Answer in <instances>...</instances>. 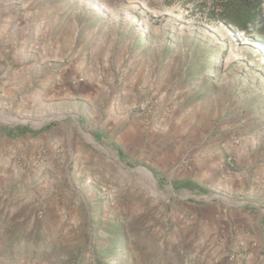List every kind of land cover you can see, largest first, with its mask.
Masks as SVG:
<instances>
[{"label":"rangeland","instance_id":"374dc122","mask_svg":"<svg viewBox=\"0 0 264 264\" xmlns=\"http://www.w3.org/2000/svg\"><path fill=\"white\" fill-rule=\"evenodd\" d=\"M211 1L117 0L109 18L94 14L90 0L7 2L6 8H15L9 26L2 25L0 13V137L52 130L64 143L57 152L40 150L31 157L20 149L0 152V162L9 164L5 175L0 167V264H264V40L209 20L205 10ZM37 2L61 5L62 20L80 28L82 64H76L70 45L51 50L57 26H49L48 37L33 36ZM110 19L122 22L125 47L166 50L170 72L153 62V89L137 108L143 125L173 120L166 139L181 152H250L256 165L249 167L248 195L213 184L173 186L145 166H127L96 141L88 128L106 115L114 91L102 93L103 107L89 100L98 95L93 74L117 68L122 38L109 26L106 42L114 49L109 61L100 53L85 55L94 30L83 24ZM73 77L86 79L88 86L75 88ZM153 95L162 111L172 113L147 125L143 108ZM191 158L181 155L177 166L188 170L184 163ZM29 192L33 200L24 202ZM14 195L20 196L16 202ZM243 210L256 213V233L242 226ZM114 228L120 229L116 243L109 239ZM244 235L256 240L248 245Z\"/></svg>","mask_w":264,"mask_h":264},{"label":"crops","instance_id":"0c3cea01","mask_svg":"<svg viewBox=\"0 0 264 264\" xmlns=\"http://www.w3.org/2000/svg\"><path fill=\"white\" fill-rule=\"evenodd\" d=\"M12 0H0V13L2 25L9 26L14 18V8L11 10L6 8L7 2ZM93 2L90 7L94 10V14H105L107 18L117 12V0H90ZM98 2H104L108 4L105 7ZM131 2V1H130ZM35 7V8H34ZM33 19V31H36L33 36H49V26H57L58 33L56 34V40L51 42V50L54 45L71 46L72 54L76 56V64H82L83 60L80 50V46L77 47V38L80 34V28L73 21L62 20L63 8L61 5L55 7H44L41 3H36L34 6ZM127 14L128 10L123 12ZM6 23V24H5ZM93 25L92 30L88 36V41L92 44V47L85 50L83 54H96L100 53L102 57L108 62L109 57L112 54L113 46L111 43L106 42V36L109 35V26H112L116 31L115 35L117 39H121L123 36L122 22L110 19L101 22H85L83 25ZM91 23V22H90ZM129 22H125L127 25ZM15 32V30H14ZM126 38H122L121 44L117 47L118 60L117 68L108 72L104 70L97 71L93 74V81L95 86H98V95L94 96L91 101L94 103L97 100L100 101V106H105V102L101 99L102 93L108 89L113 90V100L110 103L108 112L102 118H100L99 124H94L91 128L92 133L97 142L106 144L110 147L112 152H117L119 157L128 165L127 166H145V170L149 171L155 179L162 181L164 177L171 179L170 183L174 186L204 188L209 184L219 186L218 188L224 189L227 193L243 192L248 195L246 190V183L249 181L248 171L250 166L253 168L256 165L254 160L249 158L250 152H181L179 146L176 147L167 141L166 133H170V124L173 120L156 124L153 127H145L141 118V113L137 112L139 103L143 100L144 96L153 89L156 76L155 69L153 68V62L156 66L162 70V72H170V66L164 65L168 63L166 58V50L164 46H157L156 48L144 46L138 47L133 51L130 46L125 47ZM141 41L140 39L138 40ZM147 42V39L143 40ZM137 43V45L139 44ZM77 47V48H76ZM65 48V47H64ZM56 50V48H53ZM59 48L57 51L62 50ZM45 56H49L48 48H46ZM48 58V57H47ZM85 63H83L84 65ZM96 92V93H97ZM95 95V94H94ZM89 96L83 95V99H88ZM43 134L41 136L34 135L32 133H19L16 135H6L1 138L0 152H6L4 150L9 148V151L20 149L24 152L25 156L31 157L33 154L40 152H57L56 149L59 145H63V141L58 135L51 133ZM7 143V145L5 144ZM66 149V145L62 147V151ZM83 151V149H81ZM65 152V151H64ZM191 154V168L186 170L177 166L181 155ZM232 158L233 168L228 175L225 184L221 185V179L219 171L225 167L226 160ZM224 162V163H223ZM225 164V165H224ZM3 175L8 169L9 164L5 160L0 162ZM13 171L24 173V169H19L13 165H10ZM43 191V190H42ZM27 195V194H25ZM30 192L24 198V202H31L33 196ZM44 196V195H43ZM13 202L18 201V197L15 196ZM82 197H76V201L82 202ZM251 201V200H249ZM18 208H21L20 204ZM24 212L28 209H24ZM240 218L243 219L242 226L250 229L253 234L256 233V213L243 210L239 213ZM264 226V219L261 221ZM243 241L251 243L250 239L256 240V238H249V235L243 236ZM256 244V241H254ZM256 245L251 248L254 250Z\"/></svg>","mask_w":264,"mask_h":264},{"label":"trees","instance_id":"16d2710c","mask_svg":"<svg viewBox=\"0 0 264 264\" xmlns=\"http://www.w3.org/2000/svg\"><path fill=\"white\" fill-rule=\"evenodd\" d=\"M209 20L223 22L246 37L264 40V0H212L205 10ZM110 233L116 243L119 228Z\"/></svg>","mask_w":264,"mask_h":264},{"label":"built area","instance_id":"2783aa9c","mask_svg":"<svg viewBox=\"0 0 264 264\" xmlns=\"http://www.w3.org/2000/svg\"><path fill=\"white\" fill-rule=\"evenodd\" d=\"M70 84L72 86H74L75 88H79L81 86L86 87L88 86V82L86 79L82 78V77H73L70 80ZM161 100L157 95H153L145 104L143 110H146V116H147V120H146V124L148 125L150 123L151 118L153 117H161V120H163L165 117H168L172 112L171 109L167 108L165 111H162L160 109L161 106ZM161 112V113H160ZM186 165V167L188 169L191 168V164L189 161H185L184 163ZM233 160L232 158H228L227 160V165L224 167L222 173L223 179H227V176L230 174L231 168H233ZM42 214V213H41ZM40 214V217H41Z\"/></svg>","mask_w":264,"mask_h":264},{"label":"bare ground","instance_id":"6f19581e","mask_svg":"<svg viewBox=\"0 0 264 264\" xmlns=\"http://www.w3.org/2000/svg\"><path fill=\"white\" fill-rule=\"evenodd\" d=\"M93 141V140H92ZM94 142V141H93Z\"/></svg>","mask_w":264,"mask_h":264}]
</instances>
